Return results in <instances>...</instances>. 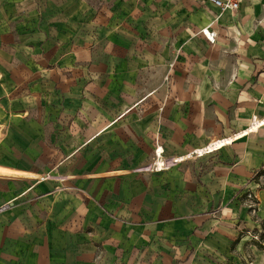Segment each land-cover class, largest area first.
<instances>
[{
    "label": "crops",
    "instance_id": "0c3cea01",
    "mask_svg": "<svg viewBox=\"0 0 264 264\" xmlns=\"http://www.w3.org/2000/svg\"><path fill=\"white\" fill-rule=\"evenodd\" d=\"M85 115L180 160L72 168ZM0 264H264V0H0Z\"/></svg>",
    "mask_w": 264,
    "mask_h": 264
},
{
    "label": "rangeland",
    "instance_id": "374dc122",
    "mask_svg": "<svg viewBox=\"0 0 264 264\" xmlns=\"http://www.w3.org/2000/svg\"><path fill=\"white\" fill-rule=\"evenodd\" d=\"M147 75H148L147 77L151 79L153 82L154 74H147ZM145 77H146V74H145ZM140 79H141V84L142 83L144 84H142L141 87H139L140 89L139 94L143 93L145 89L147 88V86L145 85L147 81L145 82L142 80V78ZM140 97L141 96H133L128 101L129 104L134 103ZM157 100H159V98L152 97L151 99H148L146 103L150 105H154L155 103H157ZM147 106H145V108L143 107L142 109L131 112L129 115L128 121L127 122L121 121V123L119 124H146L145 122H142L140 120L144 116ZM119 107L121 108V105L120 106L118 105V108H112V111L115 110L117 112L120 109ZM101 109L103 110V107ZM159 110H162L161 106L159 107ZM108 115L109 114L106 112L105 119H103L102 117H99L100 118L99 124L107 123ZM96 118H98L97 115H96ZM94 121H96V119ZM89 123H92V118L89 115H85L84 121H83L84 127L82 129V135L80 134L81 130L79 128H78L79 130L78 135L76 133H73V131L75 130H71L70 128L68 130L69 137L66 141L67 152L69 153L71 151H75V149L79 147V154H80L77 160L74 159L69 162L72 168H75V165L77 164V167H83L86 172H91L93 170L100 168L101 166L122 167L126 169H136L139 172H143V171L151 172L150 170H146L145 167L152 162L154 158L155 148L153 149V153L151 155H148L147 151L149 149V144L145 142L144 138L133 139L132 146L130 147L127 144V139L126 140L123 139L124 129L112 128V129H107L106 131H104V133H102L93 142L86 144L85 141L91 135L89 133L95 131V129H91V128L89 129V127L87 128V126H89ZM68 125L70 127V124ZM136 131L139 132V129L134 128V125H133L132 134H137ZM136 136H139V135L137 134ZM52 145L53 147H55L56 150H58L59 145H57V143L53 142ZM166 157H171V156H166ZM172 158H177V157H172ZM242 203L245 207L249 209L248 206L249 204H252L253 201H251L248 198V196L245 195L242 199ZM255 212L256 211H252V210L248 212L250 217H252V219L254 220L256 218ZM244 233L248 235L253 241H257V242L261 241L259 232L254 233L253 230L248 229V230H244ZM255 234L257 235V239L253 238V235Z\"/></svg>",
    "mask_w": 264,
    "mask_h": 264
},
{
    "label": "built area",
    "instance_id": "2783aa9c",
    "mask_svg": "<svg viewBox=\"0 0 264 264\" xmlns=\"http://www.w3.org/2000/svg\"><path fill=\"white\" fill-rule=\"evenodd\" d=\"M210 3L214 4L215 6L219 7L222 12L225 10H235L238 7L239 0H208ZM200 34L204 36V38L212 43L215 40L216 33L211 31L208 27L202 28L200 30ZM180 160L179 157L172 158L166 157L163 153L162 146H156L154 149V158L150 164H148L145 169L150 171H161L164 170L176 162ZM248 198L253 201L252 204H249L250 211H256V200H254V195L251 193L247 194ZM254 239H257V235H253Z\"/></svg>",
    "mask_w": 264,
    "mask_h": 264
}]
</instances>
